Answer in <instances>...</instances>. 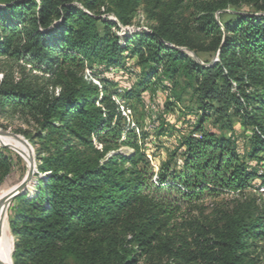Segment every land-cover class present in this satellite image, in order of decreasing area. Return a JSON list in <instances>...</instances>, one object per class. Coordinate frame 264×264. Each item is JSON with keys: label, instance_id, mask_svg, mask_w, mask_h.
Masks as SVG:
<instances>
[{"label": "trees", "instance_id": "1", "mask_svg": "<svg viewBox=\"0 0 264 264\" xmlns=\"http://www.w3.org/2000/svg\"><path fill=\"white\" fill-rule=\"evenodd\" d=\"M140 1L0 0V118L26 125L17 132L38 178L9 210L13 264H255L248 249L264 244V214L238 207L211 231L172 230L203 199L264 189V0H173L168 13L152 8L150 30L122 36L99 16L111 7L127 26ZM126 57L148 78L183 79L195 101L198 116L156 170L149 134L95 74ZM236 119L251 129L242 147ZM15 162L0 148V187Z\"/></svg>", "mask_w": 264, "mask_h": 264}, {"label": "rangeland", "instance_id": "2", "mask_svg": "<svg viewBox=\"0 0 264 264\" xmlns=\"http://www.w3.org/2000/svg\"><path fill=\"white\" fill-rule=\"evenodd\" d=\"M173 0H141L135 12L132 14L130 24L122 26L118 23L116 17L112 13L111 7H102L99 11V16L103 20L115 22L119 28L112 31L118 35L132 34L142 31H148L157 22L150 17L151 10L155 13H168ZM239 11H253L251 7L242 5L237 7ZM190 12V11H188ZM188 13L183 10L175 12L177 17H185ZM227 17H225L226 19ZM187 55L192 57V54L184 50ZM201 62H214L216 54H200L196 57ZM96 70V69H95ZM149 71H143L137 64L136 59L126 57L122 68H112L107 71L95 72L101 79H110L114 83V90L117 92L114 100L120 106V110H124L126 114H131L132 120L139 124L141 130L149 134L145 140V152L149 158L151 167L156 170L161 160L165 158L166 149H172L179 140V137L185 136L190 130L191 123L195 120L197 114L196 105L190 89H185L183 79L178 80V86L172 81H159V76L147 77ZM18 77V74H15ZM1 78V76H0ZM96 82V81H94ZM56 92L58 89L55 90ZM134 92L135 96L127 97L126 92ZM181 94V99L178 101L175 98L176 93ZM163 126L162 135H157L159 128ZM208 127V126H207ZM19 129H26V125L19 119L0 118V132L15 135L28 146L18 143L12 137L6 138L12 146H15L24 154L18 155L21 163L14 164V168L10 176L0 187V191L11 189L17 186L26 176L28 171V157L34 161V150L29 141L17 132ZM234 134L242 147L245 139L251 136V129L242 127L238 120L234 121ZM1 137V136H0ZM12 142V143H11ZM1 148V147H0ZM8 149V148H7ZM243 149H241L242 151ZM129 152L128 149H125ZM258 169V165H256ZM36 171V169H35ZM36 173V172H35ZM33 177V182L37 183L38 178ZM34 186L29 188V192H34ZM13 202V201H12ZM11 202V204H12ZM11 207V206H10ZM244 210L248 208L250 212H256L258 215L264 214V189H258L257 185H250L242 194L239 195H224L216 199H203L197 205H194L188 211H183L178 214L174 221V231L176 234L188 236L192 232L201 230H212L215 224L219 221L220 215L230 213L236 208ZM11 215L9 211L8 227ZM12 240V249L14 238L10 232ZM250 258L255 264H264V244L261 242H253L252 247L248 249ZM144 264V263H140Z\"/></svg>", "mask_w": 264, "mask_h": 264}, {"label": "bare ground", "instance_id": "3", "mask_svg": "<svg viewBox=\"0 0 264 264\" xmlns=\"http://www.w3.org/2000/svg\"><path fill=\"white\" fill-rule=\"evenodd\" d=\"M0 142L6 143L8 141L6 138L0 137ZM11 189L0 191V264H12V240L8 227V216L12 202L8 201V194Z\"/></svg>", "mask_w": 264, "mask_h": 264}, {"label": "water", "instance_id": "4", "mask_svg": "<svg viewBox=\"0 0 264 264\" xmlns=\"http://www.w3.org/2000/svg\"><path fill=\"white\" fill-rule=\"evenodd\" d=\"M192 58H194V60H196L197 62H199L197 60V58L193 54H192ZM0 136L1 137H3V136L4 137L10 136L15 141H17L18 143L23 144L24 146H28V144L26 142L22 141L19 137L15 136V135H10V134H6V133L0 132ZM0 147L1 148L11 149V150L15 151L16 153H18V155L24 154L22 151H19L15 146H12L9 143L5 144L3 142H0ZM28 162H29V165H28V171H27L26 176L24 177V179L17 186L13 187L10 190V192L8 194V201H13L18 196H20L22 194H25L26 192H29L28 191V188H30L33 185V177H34V173L36 172L35 171L36 168L34 166V161L31 158H29V157H28ZM12 253H13V249H12L11 255H12Z\"/></svg>", "mask_w": 264, "mask_h": 264}]
</instances>
